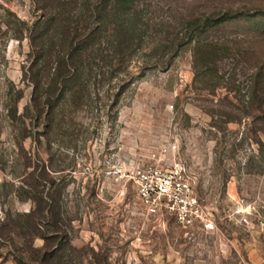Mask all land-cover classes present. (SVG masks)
<instances>
[{
  "label": "rangeland",
  "instance_id": "1",
  "mask_svg": "<svg viewBox=\"0 0 264 264\" xmlns=\"http://www.w3.org/2000/svg\"><path fill=\"white\" fill-rule=\"evenodd\" d=\"M97 1L0 0V264H264V0H128L95 22ZM50 13L107 22L77 78L52 76L61 26L31 40ZM171 159L212 230L144 212L134 167Z\"/></svg>",
  "mask_w": 264,
  "mask_h": 264
},
{
  "label": "built area",
  "instance_id": "2",
  "mask_svg": "<svg viewBox=\"0 0 264 264\" xmlns=\"http://www.w3.org/2000/svg\"><path fill=\"white\" fill-rule=\"evenodd\" d=\"M136 195L147 215L159 220L172 219L185 229L215 227L213 208L195 192L193 179L181 159L143 162L133 169Z\"/></svg>",
  "mask_w": 264,
  "mask_h": 264
},
{
  "label": "trees",
  "instance_id": "3",
  "mask_svg": "<svg viewBox=\"0 0 264 264\" xmlns=\"http://www.w3.org/2000/svg\"><path fill=\"white\" fill-rule=\"evenodd\" d=\"M128 0H98L93 7L92 10V18H94L95 22L96 20L99 21L101 16H103L104 12L110 11L111 9H115L121 2H125ZM42 23V24H41ZM43 27L42 31H38L39 33H34L31 36V40L35 41L36 38L39 39L41 35L45 34V32L49 33L48 38H53L55 34L57 33V27H62L63 32L65 35H63L64 40L68 38V36H71V38L67 39V41H63L60 44V47L55 50V53H52V42L50 43L49 49L47 51V55L51 59L53 56V61L55 62L54 69H53V78L55 80L58 77L62 78H69L74 77L77 78L80 67L78 60L81 59V55L83 52H85L89 45L93 44L96 40H99L101 38V35L104 30L108 29L107 22L102 21L101 23H96L91 27H87L83 32H79L78 29L75 27L70 31L69 25L65 22L63 17H60L58 13H50L48 14L43 20L36 22L34 25V29H38V27ZM112 31L110 32V35L112 36L111 39V45L115 51L121 50L122 48H129L132 45V32L129 30L128 27L122 26V25H116L114 27H111ZM43 33V34H42ZM70 33H73V35H70ZM67 37V38H66ZM31 41V42H32ZM33 44V43H32ZM67 45V47H66ZM67 50V51H66ZM36 56L39 58L41 55H43V47L40 45L38 48H36ZM38 75L37 72L34 73V86L37 88L39 86L38 84ZM46 103L48 105V109L46 110V118L51 119L53 117V110H54V101L51 99V97H46ZM42 111V108L39 109V113ZM44 201V200H43ZM45 205H50L46 200L44 201ZM44 206V205H43ZM42 208V207H41ZM35 210L31 209L28 212H26L24 215L28 217V223L29 226H34L35 224H39L38 220H36L35 217ZM32 236H42L44 238V243L41 246L43 250H45L44 258L46 254L48 255L49 250L47 247L46 241L48 240V236L44 235L42 233L36 232L33 233ZM53 254V253H52ZM17 264H29L26 263L22 257L15 259Z\"/></svg>",
  "mask_w": 264,
  "mask_h": 264
}]
</instances>
